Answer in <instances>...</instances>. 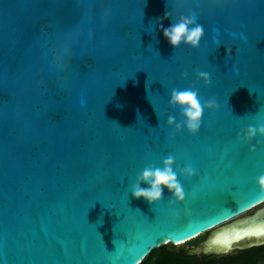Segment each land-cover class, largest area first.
<instances>
[{"label":"water","instance_id":"obj_1","mask_svg":"<svg viewBox=\"0 0 264 264\" xmlns=\"http://www.w3.org/2000/svg\"><path fill=\"white\" fill-rule=\"evenodd\" d=\"M185 4L201 13L198 48H174L161 28L170 20L160 17ZM77 31L70 63L57 66L59 45ZM192 87L220 109H205L197 134L175 132L168 116L184 117L172 90ZM249 126H264V0L223 9L205 0H0V264H138L236 216L218 210L254 188L250 203L264 202V136L241 142ZM170 154L185 201L170 204L167 188L157 204L136 198L147 161L163 167ZM188 166L192 178L180 174ZM250 218L264 221V203L219 224L198 249L258 245L264 237L252 235L215 251L217 235Z\"/></svg>","mask_w":264,"mask_h":264},{"label":"clouds","instance_id":"obj_2","mask_svg":"<svg viewBox=\"0 0 264 264\" xmlns=\"http://www.w3.org/2000/svg\"><path fill=\"white\" fill-rule=\"evenodd\" d=\"M205 2L209 9L234 7L236 4V0H205ZM191 3H198V0H191ZM184 7L185 11L179 15L165 12L164 16L160 17V21L169 19L170 26L163 28V24L161 23V28L163 29L164 36L174 48H178L181 44L198 48L205 35L204 27L197 23V19L201 13L199 11L193 12L192 8L187 4ZM79 34V31H77L61 42L55 56V64L57 66H68L71 60L72 42L74 39L79 38ZM226 51L228 57H232L233 48L227 47ZM236 54H238V50ZM196 75L198 80H202L205 85H211L212 80L209 73L197 70ZM183 78H188L187 72L183 73ZM169 103L173 108L179 107L181 109L184 119L177 123L175 117L169 115L167 120L168 126L173 127L175 132H181L186 127L189 133L193 135L197 134L201 129L205 109L217 111L220 109V105L215 98L202 103L199 89L195 87L183 90L173 89ZM257 133L260 136H264V126H260L258 129L249 126L245 130L244 135L240 137L241 142L246 140L250 143L257 136ZM252 150L255 151V147ZM174 164L175 157L171 154L164 159L163 167H156L151 159L148 160L142 171L137 175L136 182L132 186L133 195L136 198L143 197L149 204H157L163 198L164 188H167L174 197L169 201L170 204L174 205L176 202H184L186 193L178 180L177 173L174 171ZM180 174L192 178L196 175V171L191 166L182 167ZM258 180L260 185L264 186V175H261ZM142 185H149V187H142Z\"/></svg>","mask_w":264,"mask_h":264},{"label":"trees","instance_id":"obj_3","mask_svg":"<svg viewBox=\"0 0 264 264\" xmlns=\"http://www.w3.org/2000/svg\"><path fill=\"white\" fill-rule=\"evenodd\" d=\"M200 237L188 241L192 248L163 244L153 248L138 264H264V244L240 248L230 254L193 252Z\"/></svg>","mask_w":264,"mask_h":264},{"label":"snow or ice","instance_id":"obj_4","mask_svg":"<svg viewBox=\"0 0 264 264\" xmlns=\"http://www.w3.org/2000/svg\"><path fill=\"white\" fill-rule=\"evenodd\" d=\"M169 2H170V0H169ZM259 184L260 183L258 180L257 187L259 189V192H261V190L259 188ZM255 195H256V189L254 188V189L250 190V193L247 197L236 198V207L235 208H227V207H225L224 204H222L218 211L219 212L229 211V212L233 213L232 215H237L239 212L244 211L246 208H249L252 205L258 203L260 200H262V199H259L255 203H250V201L252 200V197ZM207 218L208 217H205V219H207ZM217 223H219V222H217ZM214 224H216V223H214ZM199 232H196L195 235L198 234ZM252 235L264 237V221H260L259 223H257L256 219L250 218V223L247 225H243V226L239 225V222H238L237 226H235L234 231L223 232L222 234L216 236V239L213 240V244L218 245L219 247L216 248L215 251H227L231 248V246L233 245L234 242L242 241L245 237H250ZM192 236L193 235L188 236L185 239H178V240H176V242L178 244L182 243L186 239H191ZM167 240L168 239H165V240H163V242H166ZM257 243L264 244V239L259 240ZM239 246L240 247H248L250 245L241 244Z\"/></svg>","mask_w":264,"mask_h":264},{"label":"rangeland","instance_id":"obj_5","mask_svg":"<svg viewBox=\"0 0 264 264\" xmlns=\"http://www.w3.org/2000/svg\"><path fill=\"white\" fill-rule=\"evenodd\" d=\"M262 203H264V202H262ZM262 203H260V204H262ZM259 204V205H260ZM258 206V205H257ZM256 207V206H255ZM254 208V207H253ZM252 209V208H251ZM250 210V209H249ZM249 210H247V211H249ZM246 211V212H247ZM245 213V212H244ZM243 214V213H242ZM241 215V214H240ZM239 216V215H238ZM237 217V216H236ZM235 218V217H234ZM234 218H232V219H234ZM232 219H230V220H232ZM230 220H228V221H230ZM228 221H225L224 223H226V222H228ZM224 223H222V224H224ZM222 224H220V225H222ZM220 225H217V226H215L214 228L212 227V229H210V230H208V231H206V232H203V233H201L200 235H198L197 237H200V241L195 245L196 247L194 248V250H193V252L194 253H196V254H200L202 251L201 250H199L198 249V246L200 245V244H202L208 237H209V231L210 232H214L215 230H216V228L217 227H219ZM168 244H171V243H168ZM171 245H174V246H176V247H178V246H182L183 248H192V246H190L189 244H188V241H186V242H183V243H180V244H171ZM236 250H238V249H234V251H236ZM221 254H224V253H217V255H221Z\"/></svg>","mask_w":264,"mask_h":264},{"label":"bare ground","instance_id":"obj_6","mask_svg":"<svg viewBox=\"0 0 264 264\" xmlns=\"http://www.w3.org/2000/svg\"><path fill=\"white\" fill-rule=\"evenodd\" d=\"M263 202V201H262ZM262 202H259L258 204H256L255 206H257V205H259L260 203H262ZM255 206H253V207H255ZM253 207H251V208H253ZM250 208V209H251ZM247 210H245V211H243L242 213H244V212H246ZM242 213H240V214H242ZM240 214H237L236 216H238V215H240ZM236 216H234V217H236ZM234 217H231V218H229V219H227V220H225V221H228V220H230V219H232V218H234ZM225 221H223V222H221V223H224ZM221 223H219V224H221ZM219 224H217V225H219ZM215 227V226H214Z\"/></svg>","mask_w":264,"mask_h":264}]
</instances>
